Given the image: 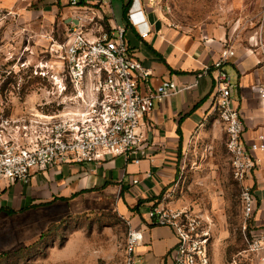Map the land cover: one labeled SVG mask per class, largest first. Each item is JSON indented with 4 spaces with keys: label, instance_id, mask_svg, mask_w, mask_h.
I'll return each mask as SVG.
<instances>
[{
    "label": "rangeland",
    "instance_id": "obj_1",
    "mask_svg": "<svg viewBox=\"0 0 264 264\" xmlns=\"http://www.w3.org/2000/svg\"><path fill=\"white\" fill-rule=\"evenodd\" d=\"M64 3L0 0V111L4 109L5 115H17L22 107L29 113L32 105L44 102L53 76L62 70L55 52L67 34ZM159 7L166 21L191 35H218L234 43L252 40L264 74V0H161ZM126 36L132 40V31ZM36 71L46 76L35 78ZM226 142L221 123L218 139L190 148L179 179L167 188L173 192L169 206L199 221L212 264H233L247 248L241 187L233 177ZM118 165L115 161L110 165L115 182ZM53 170L55 180L66 182L70 177L68 167ZM16 186L9 184L4 200L0 198V255L24 253L2 257L0 264H123L129 225L115 204L114 185L71 198L56 193L54 185L55 193L38 200L30 198L33 184Z\"/></svg>",
    "mask_w": 264,
    "mask_h": 264
},
{
    "label": "built area",
    "instance_id": "obj_2",
    "mask_svg": "<svg viewBox=\"0 0 264 264\" xmlns=\"http://www.w3.org/2000/svg\"><path fill=\"white\" fill-rule=\"evenodd\" d=\"M68 4L79 12L72 15L67 34L57 43L56 57L63 68L53 86L47 87L44 102L35 103L27 113L0 111V183L28 184L39 173L64 164L102 163L108 157H122L139 164L147 159V140L140 132L141 121L161 103L182 91L174 81L163 80L150 94L140 92L139 83L150 72L131 55L126 27L106 29L96 21L92 9L78 0ZM106 4V3H105ZM81 11V12H80ZM129 20L140 27L141 19ZM145 38V34H141ZM236 56L225 47L214 61V104L226 132V148L234 179L241 187L242 230L247 248L233 264H264V229L256 225L257 199L250 181L264 154V132L246 145L245 123L233 107L235 86L225 67ZM38 79L46 76L35 72ZM42 88L37 89L38 93ZM264 101V84L258 90ZM139 180H133L137 185ZM173 192L150 206L145 220L149 226L168 227L177 243L172 264H212L199 221L187 212L169 206ZM144 241L141 229L129 227L123 264H136V250Z\"/></svg>",
    "mask_w": 264,
    "mask_h": 264
},
{
    "label": "crops",
    "instance_id": "obj_3",
    "mask_svg": "<svg viewBox=\"0 0 264 264\" xmlns=\"http://www.w3.org/2000/svg\"><path fill=\"white\" fill-rule=\"evenodd\" d=\"M64 1L65 8L61 12L68 29L71 16L79 11L71 7L68 0ZM78 1L82 9H92L96 21L106 29L120 25L126 27L127 32L132 31V40L126 36L131 55L150 72L148 79L139 83L142 94L152 93L163 80L174 81L182 91L157 103L141 121L140 132L147 140V159L139 164L128 163L122 157H108L98 164H64L61 166L70 170L66 182L55 180L54 168H51L47 171L48 176L39 178L36 175L28 183L33 184L30 198L50 197L55 193L54 185H58L56 193L66 194L67 198L87 197L114 185L120 217L129 227L144 233V241L136 250L138 263L172 264L171 252L177 243L174 232L168 227L149 226L146 214L151 205L161 201L168 186L179 179V170L183 169L190 148L204 140L218 139L221 123L214 104L215 82L211 70L225 47H232L236 52L225 69L235 86L233 107L244 119L246 145L264 132V101L258 93L264 84L260 57L252 49V40L234 43L218 35H191L179 30L162 16L161 0H133L128 10L125 7L129 0ZM130 14H137L136 17L141 19L140 27L131 24ZM145 33L143 38L141 34ZM206 68L211 70L205 73ZM259 157L261 164L250 184L258 203L255 222L264 229V154ZM112 161L119 164L116 182L113 166L110 167ZM133 180H139V183L133 185ZM17 184L16 187H20L23 183ZM17 190L19 188L15 192ZM7 191L8 183L0 184L2 201ZM141 212H145L144 217Z\"/></svg>",
    "mask_w": 264,
    "mask_h": 264
},
{
    "label": "trees",
    "instance_id": "obj_4",
    "mask_svg": "<svg viewBox=\"0 0 264 264\" xmlns=\"http://www.w3.org/2000/svg\"><path fill=\"white\" fill-rule=\"evenodd\" d=\"M124 1V0H123ZM133 0H129L128 4L126 5V10H128V8L131 6V3H132ZM64 223V221H63ZM11 253H14V256H20V255H23L24 253V250H19L17 252H11ZM11 253L7 252V253H3V255L1 254L0 255V260L2 259V257H8Z\"/></svg>",
    "mask_w": 264,
    "mask_h": 264
}]
</instances>
